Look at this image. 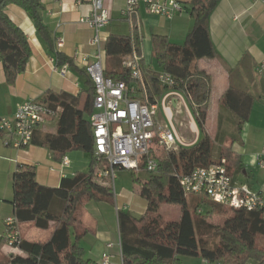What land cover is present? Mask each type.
I'll return each instance as SVG.
<instances>
[{
    "label": "trees",
    "instance_id": "trees-1",
    "mask_svg": "<svg viewBox=\"0 0 264 264\" xmlns=\"http://www.w3.org/2000/svg\"><path fill=\"white\" fill-rule=\"evenodd\" d=\"M219 0H190V17L193 26L182 45L169 42L166 37H152V60L163 73L176 81L172 88H165L157 82L154 73L148 74L152 93L160 96L165 89L182 93L195 106L196 124L200 139L191 147L163 150L153 155L157 162L155 173L144 180L133 176L139 186V195L146 202L144 213L136 218L123 211L117 212L122 264H178L180 257H201L211 264H246L249 260L264 264V249L257 245V237H264V221L261 211L235 210L211 202L203 196L191 195L187 206L186 194L179 184V178L189 174L196 167L224 164L230 177L235 168L232 154L227 149L215 151L213 140L207 135L204 124L210 94V77L197 66L198 60L212 58L215 51L209 35V17ZM14 4L22 9L34 24L36 33L53 52L57 67L72 66L70 58L53 50V41L43 24L40 0H0V63L5 80L13 85L24 72L31 55L24 33L8 18L5 7ZM137 35H109L104 46L106 62L104 76L112 81L130 84L129 71L122 61L134 51L138 52ZM89 88L71 96L66 93L46 92L43 101L58 114L57 132L45 135L40 144L60 155L70 150H81L91 154L92 167L88 173H78L63 178L58 188H48L36 182L33 166L20 165L12 175V204L18 223L31 222L41 230L54 224L49 240L27 241L21 238L18 249L24 256L12 255L0 264H97L84 259L79 241L86 230L80 227V207L88 201H112L111 184L100 181L93 168V140L85 112L92 111L93 86L88 78ZM252 95L247 90L229 87L222 97V103L234 115V128L238 132L247 121ZM1 134V132H0ZM35 136L33 132L31 142ZM144 167V163L140 164ZM135 175V172L132 171ZM54 200L63 203L60 213H54ZM179 205L181 215L178 221H164L159 212L160 204ZM200 208H205L201 214ZM207 208V209H206ZM220 217L216 225L209 219ZM74 230V236L71 233ZM215 234L218 242L212 246L204 239ZM73 236V237H72Z\"/></svg>",
    "mask_w": 264,
    "mask_h": 264
},
{
    "label": "crops",
    "instance_id": "crops-1",
    "mask_svg": "<svg viewBox=\"0 0 264 264\" xmlns=\"http://www.w3.org/2000/svg\"><path fill=\"white\" fill-rule=\"evenodd\" d=\"M177 1L183 10L171 19L149 14L141 6L130 21L122 16L125 0H103V5L110 16L109 23L101 30L103 45L105 46L109 35L130 37L137 35L139 47L135 54L140 59L148 94L152 93L148 74L161 73L159 68L155 69L151 65L152 37L164 36L169 42L182 45L193 26L190 17V0ZM40 2L43 24L53 41V50L70 58L72 66H67L65 75H60L55 70L53 52L38 36L27 14L14 4L7 5L5 13L24 33L31 55L24 72L18 75L13 85L6 83L0 63V119L12 118L17 105L24 101L31 99L43 101L48 91L55 94L66 93L75 97L89 88L88 77L80 57L86 56L90 61L93 60L95 48L89 45L93 32L79 20L91 14L92 0H40ZM208 27L215 56L202 58L197 62L198 68L205 71L211 81L204 129L213 140L215 151L227 149L232 154L237 164L230 171L233 185L257 194L264 201V169L258 166L264 145V68L259 70L264 64V4L254 0H219L209 17ZM57 38L63 39V46L59 49L56 47ZM229 87L247 90L253 97L249 117L238 132L234 128V115L222 103V97ZM153 99L151 102L157 104V108L161 109L163 117L168 122L167 128L176 134L175 149L191 147L200 139L195 106L182 93L165 89L160 96H154ZM59 111L57 107V115L35 129L32 142L25 148L14 149L4 145L0 134V256L4 257L3 263L12 255L24 256L21 250L8 247L3 240L5 220L16 219L12 204V175L17 167L33 166L36 182L48 188H58L63 178H71L78 173H88L92 167V157L89 152L70 150L60 155L40 144L44 141L45 135L56 134ZM91 113L92 111L83 114V118L88 119L89 123ZM175 114L181 117L180 129L173 123ZM154 124L155 127H162L159 122L154 121ZM181 127H186L187 130H182ZM161 151L163 150L155 151L154 155ZM64 157L68 159V164L65 166L62 165ZM140 170L142 171L143 168ZM90 203L103 205L105 216L100 212L99 207L92 204L89 212L91 217H94L91 218L92 225L85 222L87 226L80 218ZM108 203L109 201L104 200L88 201L81 205L78 220L80 227L82 226L86 233L79 241V246L86 260L102 264V255L107 254L109 264H116L112 261L114 257H117L122 264L118 224L117 232L114 234V216L109 210L111 205ZM144 205L146 209V202ZM62 208L61 201H53L54 213H60ZM114 209L117 221V212L121 209L123 211L124 208L115 206ZM54 226L51 223L47 230H41L31 222H17L20 237L27 241L45 242L37 239L39 231H47L46 238L49 240ZM72 235L74 236V230ZM87 235L92 238L91 246L86 251L81 246V242ZM108 244L112 247L107 248ZM95 248H97L96 255L93 253Z\"/></svg>",
    "mask_w": 264,
    "mask_h": 264
},
{
    "label": "built area",
    "instance_id": "built-area-1",
    "mask_svg": "<svg viewBox=\"0 0 264 264\" xmlns=\"http://www.w3.org/2000/svg\"><path fill=\"white\" fill-rule=\"evenodd\" d=\"M254 1L264 4V0ZM141 6L147 13L166 19L173 18L183 10L177 0H125L122 16L131 21ZM91 8V14L79 22L92 30L89 45L95 48V54L91 61L86 56L80 57V61L94 91L89 120L95 176L112 186L117 169L138 172L140 164L144 163L146 173H155V151L174 150L177 137L170 128L155 127L157 104L150 100L140 59L134 51L122 61V66L129 71L130 84L112 81L104 76L105 51L101 30L109 23L110 16L103 0H92ZM62 46L63 39L57 38L56 47L59 49ZM263 68L264 64L259 70ZM66 69L67 65L55 68L60 75H65ZM156 79L160 85L169 89L177 84L172 76L163 72ZM56 115L57 109L42 100L31 99L18 104L12 118L0 119L4 145L14 149L27 147L35 129ZM67 164L68 159L64 157L62 165ZM258 166L264 169V145ZM179 184L186 195L203 196L215 204L235 210H259L264 221V201L257 194L235 187L222 163L196 167L189 174L181 176ZM4 225L5 244L17 248L21 242L17 220L7 218ZM111 247V244L107 245V248ZM203 263L211 264L207 260H203ZM102 264H109L107 254L102 255Z\"/></svg>",
    "mask_w": 264,
    "mask_h": 264
},
{
    "label": "rangeland",
    "instance_id": "rangeland-1",
    "mask_svg": "<svg viewBox=\"0 0 264 264\" xmlns=\"http://www.w3.org/2000/svg\"><path fill=\"white\" fill-rule=\"evenodd\" d=\"M125 27V25H123ZM152 67L155 69H158L156 64L152 62ZM181 117H177V115H174L173 118V123L177 128L180 129L179 126V119ZM154 121L161 123L162 128L166 129L168 126L167 120L163 117L161 113V109L157 108L155 116H154ZM182 128V127H181ZM182 130H187V128H182ZM148 173L144 171V169L141 171L139 170L138 172H135V175L132 174V171L126 170V169H117L116 170V177L115 180L112 184V189H113V198L112 201H109L108 204L111 206L109 207V210L113 212L114 216V234L117 232V221H116V213H115V206H118L123 209V212L128 213L129 215L133 217H140L142 213L144 212L145 209V201L141 199V197L138 195V190L139 186L138 184L133 180V176L140 180H144L147 177ZM191 195H186V200H187V206L189 209H191L190 205V200H191ZM140 203V204H139ZM94 204L95 206L99 207L100 212L105 216V211H103L102 207L103 205H99L97 203H90L89 205L86 206L85 213L81 216V220L85 223L87 222L88 225H92V219L94 216L91 217L90 214V207ZM207 209V208H206ZM122 210V209H121ZM202 211L201 214H204L205 208H200ZM158 214L164 221H178L181 215V208L179 205H171V204H160L159 205V212ZM211 223H214L216 225L221 223L220 217H213L209 219ZM85 223V225H87ZM87 225V226H88ZM86 226V227H87ZM82 227V226H81ZM22 230V227H21ZM72 233V230H71ZM48 232L47 231H39V235H37V239H41L42 241H46ZM92 237L87 235L83 241L81 242V246L84 247L87 251V249L90 248V240ZM204 239L207 241L208 245L212 246L218 242V238L216 237L215 234H208L207 236L204 237ZM257 245L261 248L264 249V237H257ZM99 247V246H98ZM94 255L97 254V248L94 249L93 251ZM100 257V254H99ZM0 261L3 263L4 257L1 255L0 256ZM113 263L120 264V261L117 257H114L112 259ZM178 264H204L203 260L201 257H180V261ZM246 264H255L254 261L249 260Z\"/></svg>",
    "mask_w": 264,
    "mask_h": 264
}]
</instances>
